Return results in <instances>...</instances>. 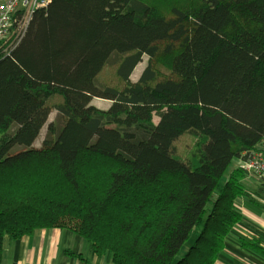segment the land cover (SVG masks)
I'll return each instance as SVG.
<instances>
[{"label": "trees", "instance_id": "obj_1", "mask_svg": "<svg viewBox=\"0 0 264 264\" xmlns=\"http://www.w3.org/2000/svg\"><path fill=\"white\" fill-rule=\"evenodd\" d=\"M9 43L0 264L5 238L42 229L84 239L85 264H214L241 221L238 164L264 148V0H51ZM261 237L239 244L264 259Z\"/></svg>", "mask_w": 264, "mask_h": 264}, {"label": "crops", "instance_id": "obj_2", "mask_svg": "<svg viewBox=\"0 0 264 264\" xmlns=\"http://www.w3.org/2000/svg\"><path fill=\"white\" fill-rule=\"evenodd\" d=\"M243 184L247 195L234 201L241 221L230 231L214 264H264L263 258L239 244L240 241L261 239L264 235V202L254 195L261 186L248 177ZM67 252L73 256H68ZM88 255L89 244L70 231L42 229L13 242L5 238L1 264H85L76 257ZM92 264L112 263L106 257H95Z\"/></svg>", "mask_w": 264, "mask_h": 264}, {"label": "built area", "instance_id": "obj_3", "mask_svg": "<svg viewBox=\"0 0 264 264\" xmlns=\"http://www.w3.org/2000/svg\"><path fill=\"white\" fill-rule=\"evenodd\" d=\"M51 0H0V42L10 40L14 47L24 36L33 14L37 10L46 9ZM264 151L262 146L252 152L248 159L238 164L247 177L264 186Z\"/></svg>", "mask_w": 264, "mask_h": 264}, {"label": "rangeland", "instance_id": "obj_4", "mask_svg": "<svg viewBox=\"0 0 264 264\" xmlns=\"http://www.w3.org/2000/svg\"><path fill=\"white\" fill-rule=\"evenodd\" d=\"M147 61H148V58L146 56H143L141 59V63H139V65H137V67L135 68V70L132 73V76H131L132 82H136L138 80L139 76L141 75L142 71L144 70V68L147 65ZM91 105L98 108L99 110H106L110 106V102L105 101V100H101V99H93L91 101ZM55 117H56V113L52 112L49 116L48 123L53 122ZM155 121H156V119H155ZM45 134H46V126L41 130L39 137L35 141V143H34L35 148L40 147V144H41L42 140L44 139Z\"/></svg>", "mask_w": 264, "mask_h": 264}]
</instances>
